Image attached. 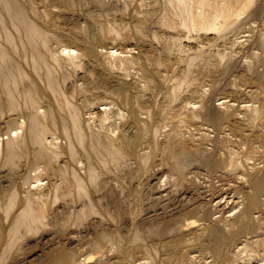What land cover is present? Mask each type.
I'll return each instance as SVG.
<instances>
[{
    "label": "bare ground",
    "instance_id": "6f19581e",
    "mask_svg": "<svg viewBox=\"0 0 264 264\" xmlns=\"http://www.w3.org/2000/svg\"><path fill=\"white\" fill-rule=\"evenodd\" d=\"M93 1L96 2L97 0H93ZM155 1L157 2V0ZM254 1L255 0H164V3L162 4L163 8H161L162 14L159 23L162 26L167 27L168 29L169 28L176 29L181 27L182 29L187 30V33L193 30L195 32L196 31L203 32L205 34H208V32L210 31H214L219 35V33H223L227 29H229L230 26L239 19L240 16L245 14ZM0 2L2 3V7H1L2 11L0 13V33L2 34V38H3L0 39V264H1L3 261L9 258L10 251L16 245H18L26 237V235L30 233L32 234L38 233L40 230L48 227V225H51L52 228L56 229V231L61 233L62 235H66V233H68L67 230H69L70 232V229L72 228L83 227L88 223L86 221L90 220L89 217L94 215H99L97 216L98 219L95 222L89 223L88 226H90V229L91 227L104 226L103 222H106L104 221L105 220L104 217L106 213L107 214L109 213L108 210H110L109 209L110 206L112 207V204H117L116 201L119 200V199L116 200L117 198L116 196L117 194H119L118 192L119 190L117 192L115 191V188H113L112 185L113 184L112 180L117 181V182L115 181L116 182L115 186L118 184L119 186L122 185L118 183V178H114L111 175L113 171L112 168L121 171L125 170L124 169V167L126 166L125 164L128 163L127 158L129 156V151H128L129 145L135 142L140 135L138 133L135 135L131 133L133 127L131 126L125 127L126 120H128L129 115H131L130 118L132 120V124H137V125L140 124L139 127L142 128L144 127L146 128L148 125V121L154 119L155 123L151 125L152 126L151 131L153 130L156 136L158 135L162 127L164 126L166 127L167 125L168 126L170 125L169 129L167 130L164 129L165 139L159 140L158 138H156L155 146L156 149H158V151L160 150L162 152L163 157L161 161L169 166L170 169L169 171L172 174H174V176H176V179L179 181V184L182 182L184 183V181L186 180L185 176L187 175L185 170L188 163V158L191 156L192 158L194 157L197 158L203 152L204 141L202 139L201 141H196V139L195 140L192 139L191 136L190 138L183 137V135H181V131H179L180 129L179 130L177 129L178 125L176 126L174 124L175 127L171 128L172 125L171 122L174 121L175 120L174 118L177 116V115L175 116L174 113H171L173 111L171 110L172 108L171 100L172 97L173 99L175 98L174 95H176V90L179 91L178 89L176 90L174 89L173 93L170 92L169 97L166 98L165 100L160 102L158 101L154 102V100L150 99L151 97L145 98L146 92H148V90H150L152 86V85H148V83L150 84V82L143 85H139V84L136 85L134 82L135 80L129 81L123 76V74H121L122 76L117 77V84L115 83L113 84L110 78L108 77V75L101 74L100 71H99L100 74L97 75L96 74L97 72L93 70L94 68L93 69L87 68L86 72L83 71L84 72L83 76H87V77L89 76V78H91L96 83V84L94 83V85H98L99 87H102L105 91H107V93L110 92L116 99L115 101L113 100L108 102V101H104V99L102 98L103 102L102 103L100 102L101 103L100 105L102 106L99 107L97 110H95V116L86 119L83 116L81 107L75 102H73L68 96V90L70 88L66 86L69 83L68 84L66 83L71 75L69 74V72H67V70L65 71L63 68L64 63H68L72 65L75 69L76 68L80 69V67L81 68L83 67L84 69V64L82 62L83 60H81V58H83V56L86 54L83 50L79 49L80 47L76 46L77 44L76 45L63 44L64 46L62 47L61 52H56L57 44H59V42L57 41L58 43L56 44V48H55L56 51H55L54 50L55 46L52 47L53 44L51 45V41L55 40V38L59 36L56 33H52L51 30L49 29V26H53L58 29L63 28L64 27L63 25H65L66 22H69L70 19L68 20V18H66L67 12L74 9L76 1L75 0H0ZM139 3L141 4V2ZM86 6L88 5H85V7ZM92 10L94 11V8ZM117 12H113V13H117ZM152 12L153 11H151V13ZM105 13H107V11ZM107 14H110V12ZM117 17L122 18L123 16L122 17L117 16ZM124 18L122 21H125ZM139 19L141 21L144 19L146 20L147 18L141 17ZM66 25L68 24L66 23ZM73 26L74 25H72V27ZM77 27L74 29L72 28L73 29L72 33H76L77 31L81 32L83 30V28H80L79 26ZM142 27H144V24L142 25ZM65 29L63 28L64 31H66ZM107 29L110 32L115 30V27L114 26L112 27L110 25V27H108ZM136 33H138V29H136ZM119 34L120 33H118V35ZM127 34L124 35L127 36ZM78 35L79 34H77V36ZM154 37L156 39L159 36L158 34L155 33ZM59 38L57 39L59 40ZM168 39L169 38H167L166 40ZM209 39L211 38H208V40ZM172 42L175 44V46L176 45H178V47L180 46L178 39L174 38ZM131 45L132 44H130V46ZM150 45L152 46V44ZM59 46H62V44ZM113 49H114L113 52L109 50L110 55L119 61L121 67L123 66V68L126 69L127 67L129 68L130 65L137 62V59L134 58L133 54L130 56L131 57L130 58L124 55V52L126 51L123 50L119 51L115 47H113L112 50ZM185 51L187 52L186 49ZM198 53L200 55V52ZM204 55L202 57H204ZM194 57L192 56L193 61H194ZM205 58L204 60L207 59ZM155 59H157V57ZM202 59L198 61L202 62L201 61ZM189 60H191V58ZM166 61L165 64L168 63V61L167 63ZM119 63H117V65ZM157 63L159 65L163 64L164 60L158 57ZM114 65L115 64L111 66L114 67ZM159 65L157 66L160 69L162 66L160 67ZM249 69H251V67ZM259 79H260L259 85L263 87L262 91H264V75L262 74L261 76H259ZM186 81L188 82L189 80ZM74 84L75 82L73 83V85ZM179 84L176 81V85ZM178 87L176 86V88ZM197 87H199V85ZM133 88H135L136 91H133L132 90ZM171 94H173L172 97ZM197 95L199 96L198 93ZM191 101L192 99L189 100V102L185 101L184 103H182L183 105L185 104L184 107L185 110L187 109L188 112L187 115H185L186 112L183 113L182 111L183 105H181V112L183 115H185V117L186 116L188 117V120L192 119L194 121V118L198 117L200 113L199 111L202 108L200 110L196 109L198 106L194 107L192 105H194L193 103L197 104L198 102H191ZM180 102L182 101L180 100ZM247 103L249 104V102ZM199 104L200 103H198V105ZM116 105L119 106L116 107ZM201 106H203L202 102H201ZM176 107H180V106H176ZM245 107L246 109L248 108L250 109V107H247V105ZM251 108H252L251 111L252 112L254 111L255 114L261 111L263 113L264 110L260 107V104L259 106H253ZM183 120L186 121L184 118L181 121ZM233 121L234 122L232 124L230 123L233 131L240 132L244 134L246 137H251V135L245 133V130L248 129H246L247 124L244 123L243 119H237ZM4 123L9 124V135L6 138L1 136L2 133L1 130L3 128L2 124ZM177 123H179V120ZM262 123H264V120ZM194 124H196V122ZM224 124L222 125L224 126ZM54 132L59 133L64 138H66L65 143L55 141L56 140L55 136L57 135L54 134H53L54 135L53 139L50 138L48 139V135ZM205 133L206 132H204V134ZM193 134L195 135V133ZM197 134L199 135V133ZM242 134L240 135L243 136ZM245 136H243L244 139ZM252 136L253 137L255 136L258 140H260V142H262L261 144H264V132L256 131L253 133ZM203 139L205 140L204 137ZM254 150L252 154L255 157V154L257 153H254ZM239 154L240 153H238L237 150H233L230 153L229 159H227L228 165H230L232 169L236 170V172L241 171L240 169H242L239 168L241 167L240 157L238 156ZM142 156L144 157V155ZM246 157L248 158V160L251 158L250 156H246ZM254 160L255 159H253V162ZM128 167L129 166H127V168ZM32 171L35 173L32 174ZM242 173L243 175L246 176V182L249 183L247 187L248 191L244 193V196H242V200L240 199V201L233 202L231 199V201L233 202L231 204L227 202L228 200L225 201L224 203H221L223 200L220 199L219 201H216L215 202L216 205L222 207L221 210H223L222 212L223 215L219 216L220 218L214 216L215 219L217 218L215 224L206 222L210 219V210L202 209L198 205H193L190 208V211L193 213V216L185 217L184 219H181L178 216H171V218L164 221V223L160 225L150 226L147 229V233L155 241V244L158 247L157 249H162L164 251L165 255H163V257L165 256L164 260L167 263L195 264V258L197 256H194L192 254L194 252H198L199 254L198 256L204 259L203 262L199 264H254V263L264 264V200L262 199V195H264V169L256 168V167L254 168L253 166L252 170ZM117 174L119 175V173ZM223 176L225 175H222V178ZM43 179H47V182L45 184L40 183L43 181ZM105 198L107 199L106 204L108 206V209L104 207L105 205H103V200ZM129 201L130 200H128V202ZM78 204L81 205L80 208L78 207ZM257 212L260 213L259 215L257 214L258 216H256ZM108 215L111 216L114 221L119 222L122 219L124 213L121 211L118 212L117 214L110 212ZM99 229H103V228H99ZM77 230L76 232H78ZM226 230L228 231L226 240L224 241L223 244L217 246L216 249L218 250L217 252L212 251L211 243L214 238V233L217 231L224 233L226 232ZM133 234L134 235H131L132 240L134 241L132 243L133 244H135V242L138 243L137 245H135L136 250H138V252L139 250L144 251L145 249H142L143 245L140 243V240L143 237L142 231L136 229V231H134ZM106 245L119 251L122 245V235L116 230L115 234H110V235L102 234L100 236H97V238L94 239L92 242V246L94 247V249L101 252L104 250V247ZM131 247L132 246H130V248ZM72 248H68L64 246L63 243H61V245L57 247V250H55L54 252H52L51 255L48 256L49 264H112L113 262V260L108 258L103 259L105 252H102L101 253L102 257L97 259V262L92 263L93 260H95L94 259L95 255L93 254V252L88 253L86 255L82 254V256L80 254L81 256L80 257L76 252V250ZM151 258L153 260V257ZM208 259H210V261H207ZM117 260H119V258ZM242 260L244 262H242Z\"/></svg>",
    "mask_w": 264,
    "mask_h": 264
},
{
    "label": "rangeland",
    "instance_id": "374dc122",
    "mask_svg": "<svg viewBox=\"0 0 264 264\" xmlns=\"http://www.w3.org/2000/svg\"><path fill=\"white\" fill-rule=\"evenodd\" d=\"M75 1H76V4L74 6V9L67 12L66 18H68V20L70 19L69 22H66L68 25H66V23H65V25H63L64 29L67 26L65 29L66 31H64L63 28L58 29V28L53 27V26H49V29L51 30L52 33H56L60 38H62V39H60L59 37H57V38H59V40L57 38H55L56 42H55V40L51 41V45L53 44L52 47L55 46L54 50L56 48V44L59 42V44H57V48H56L57 51L55 50L56 52H61L62 47L65 44H67V45H76L77 44L76 46L80 47L79 49L83 50L86 54L83 56V58H81V60H83L82 62L84 64L85 70L83 69V67L82 68L80 67V69L79 68L75 69L72 65H70L68 63H64V65H63L64 70L65 71L67 70V72H69V74L71 75V76L69 75L70 76L68 79L69 82L67 81V83H66V84L69 83L66 86H68L70 88L68 90V96L73 102H75L76 104H78L81 107L83 116L86 119L95 116V110H97L99 107L102 106L100 104L103 102V99H104V101H108V102L113 101V100L115 101V99H116L110 92L107 93V91H105L102 87H99L98 85H94L95 82L91 78H89V76L88 77L83 76V74H84V72H86L87 68H90V69L94 68L93 70L95 72H97L96 73L97 75L100 74V72H101V74L108 75V77L110 78V80L113 84L114 83L117 84V77L122 76L121 74H123V76L126 79H128L129 81L135 80L134 82L136 85H138V84L143 85V84H147L148 82H150V84L148 83V85H152V86H151V89L148 90V92H146L145 98L151 97L150 99L154 100V102L155 101L160 102V101L165 100L166 98L169 97L170 92L173 93L174 89L175 90L178 89L179 91L176 90V95H174V97H175L174 99L172 97L173 94H171V97H172V100H171V107L172 108H171V110H173L171 113H174L175 116L176 115L178 116V117L174 116L175 117L174 119L176 121L174 120L171 122V124H172L171 128L175 127V125L176 126L178 125L177 129L178 130L180 129L179 131H181V135H183V137L190 138V136H191V138L194 140L196 139V141H201V139H202L204 141V146H203L204 150L197 158H195V157L192 158V156L188 158V163H187L186 170H185L186 175L188 177L185 176L186 180L184 181V183L182 182L179 184V181L176 179V176H174V174H172L169 171L170 170L169 166L166 163L161 161L162 157H163L162 152L160 150L158 151V149H156V146H155V139L156 138H158L159 140L165 139V137H164L165 132L164 131L169 129L170 125L169 126L167 125L166 127L165 126L162 127V129L160 130V132L156 136V134H154L153 130L151 131V129H152L151 125L153 123H155L154 119L148 121V125L146 127L147 130H146L145 127L144 128L139 127L140 124H138V125L132 124V120L130 118L131 115H129L128 120H126V126L125 127H128V126L133 127V129L131 130V133L134 135L138 133L140 135L135 142H133L132 144L129 145V149H128L129 156L127 158V162L129 163V165H128V163L125 164L126 165L124 167L125 170L121 171V170H117L115 168H112L113 171H112L111 175L114 178H118V183H120V185L122 184L123 186L122 185L119 186V184L115 186L117 181L115 180L116 181L115 182L112 180L113 184L112 183L111 184L113 185V188H115V191L117 192L119 190L118 191L119 194H117V196H116L117 197L116 200H118V199L119 200L116 201L117 204H112V207L110 206V208H109L110 210H108L109 213L113 212L116 214L120 211L123 212L124 215L122 216V219L119 222L114 221L112 219V217L108 215L109 213L108 214L106 213V215L104 217L105 218L104 221H106V222H103L104 226H102V227L101 226L91 227V229H90V226H88V224L95 222L98 219L97 216H99V215H94L96 218L94 216L89 217L90 220L86 221L88 223L85 226L79 227V228H77V227L72 228V229H70V232H69V230H67L68 233H66V235H62L61 233L57 232L56 229L52 228L51 225H48V227L40 230L38 233H33V234L30 233V234L26 235V237L10 251L9 258L6 259L5 261H3L1 264H49L48 256L51 255L52 252L57 250V247L59 245H61V243H63V245L68 247V248L73 247L72 249H75L79 256H80V254L82 256V254L86 255L88 253L93 252V254L95 255V258H94L95 260H93L92 263L97 262V259L102 257L101 253L105 252L103 259L108 258V259L113 260L114 263L112 262V264H166L167 262L164 260L165 256L163 257V255H165L164 251L162 249H157L158 247L155 244V241L147 233V229L150 226L160 225V224L164 223V221L171 218V216H178L181 219H184L185 217H191V216H193V213L190 211V208L193 205H198L202 209L210 210V219L206 222L211 223V224H215L217 218H220L219 216L223 215V213H222L223 210H221L222 207L217 206L215 202L219 201V199H220V200H223L221 203H224L225 201L228 200L227 202H229L231 204L233 202L240 201V199L242 200V196H244V193L246 191H248L247 187L249 184L248 182H246V176L243 175L242 172L252 170L253 166H254V168L256 167V168H263L264 169V144H261L262 142H260V140H258L255 136H254L255 138L252 136L253 133L256 131L257 132H259V131L264 132V129H263L264 123H262L264 120V118H262V117H264L263 116L264 110H263V113L261 111V112L256 113V114L254 113V111L253 112L251 111L252 110L251 107L259 106V104H260V107L262 109H264L263 108L264 91H262L263 87L261 85H259V81H260L259 76H261L262 74L264 75V0H255L245 14L240 16L239 19L234 24H232L230 26L229 29H227L223 33H219V35H218V33H215L214 31H210V32H208V34H205L203 32H197V31L195 32L194 30L191 32L188 31L189 33H187V30L182 29L181 27L176 28V29H171V28L168 29L167 27L162 26L159 23V20L161 18V14H162L161 8H163L162 4L164 3V0L163 1L157 0V2L155 0H147V1L146 0H114V2H113V0H103V1L97 0L96 2L93 0H91L93 2H91L90 0H75ZM133 1H134V3H133ZM137 1L141 2V4H143V5H141ZM145 1H146V3H145ZM87 2H89V3H87ZM149 3L151 6L149 5ZM155 3L156 4L158 3V4L156 5ZM97 4H98V6H97ZM85 5H88V6L85 7ZM101 5H103V6H101ZM152 5H154L155 7ZM108 6H110V7H108ZM111 6H112V9H111ZM119 6H120V8H119ZM1 7H2V3L0 2V13L2 11ZM140 7H142V8H140ZM93 8H94V11L92 10ZM138 8L142 9V10H139ZM90 10H91V12H90ZM106 11H107V13L110 12V14L105 13ZM133 11H134V13H133ZM151 11H153L154 14H153V12L151 13ZM113 12H117V13H113ZM87 13H90V14H87ZM119 14H121V15H119ZM140 14L141 15L145 14V15L141 16ZM75 16H76V18H75ZM117 16H120V17L123 16V17L119 18ZM139 16H141L143 18H147V19L146 20L144 19L145 21L144 20L140 21L139 18H141V17H139ZM116 18H118V19H116ZM123 18L125 21H122ZM132 20L134 21V23ZM72 22H75V23H72ZM82 22H84V23H82ZM69 23H70V25H69ZM80 23L82 24V27H81ZM142 23L144 24V27L146 25L145 28L142 27V25H143ZM76 24H78V25H76ZM139 24H141V25H139ZM72 25H74V26L72 27ZM110 25L112 27L114 26L115 30L109 32L107 28L110 27ZM77 26H79L80 28H83V30L81 32L77 31L76 33H72L73 32L72 30L74 28H76ZM154 26H155V28H154ZM241 26L242 27L244 26L243 27L244 29ZM157 27H158V29H157ZM84 28H86V29H84ZM160 28H161V30H160ZM136 29H138V33H136ZM85 30L88 32H86ZM141 30H142V32H141ZM175 30H177V31H175ZM68 31H69V33H68ZM127 31L128 32L130 31V32L128 33ZM122 32L125 35L128 33L129 36H128V34H127L128 37L125 36ZM118 33H120V34L118 35ZM155 33L158 34V36H159L156 39L154 37ZM226 33H228V34H226ZM71 34H73V35H71ZM77 34H79V35L77 36ZM0 35H1L0 39H3L1 33H0ZM81 36H83V37H81ZM164 36H166V37H164ZM162 37H163V39H162ZM173 37L179 40V43H180L179 47H178V45H176L177 46L176 47L175 44L172 42V40L174 39ZM230 37H231V39H230ZM249 37L250 38L252 37V38L250 39ZM164 38H165V40L167 38H169V39L165 41ZM208 38H211V39L208 40ZM224 39L227 41H225ZM61 44H62V46H59ZM130 44H132V45L130 46ZM150 44H152V46ZM188 44H190V45H188ZM138 45H140V46H138ZM113 47L117 48L119 51L120 50L126 51V52H124V55H126L128 57H130L133 54L134 58L137 59V62L134 63L136 65L132 64V65H130L129 68L127 67L126 69L123 68V66L121 67V64L119 63V61L110 55L109 50H111V52H113L114 51V49L112 50ZM176 48H177V50H176ZM185 49L187 50V52L185 51ZM188 49H190V50H188ZM202 49L203 50L205 49V50L203 51ZM201 51H203V52H201ZM198 52H200V55ZM101 54H103V55H101ZM149 54H150V56H149ZM157 54H159V55H157ZM173 54H175V55H173ZM177 55H179V56H177ZM194 55H195V57H194ZM203 55H204V57H202ZM104 56L105 57L107 56L108 58L106 57L107 58L106 59ZM192 56L194 57V61L192 60L193 59ZM196 56H197V58H196ZM156 57H157V59H155ZM158 57L162 58L164 60L163 64L159 65L157 63ZM212 57H213V59H212ZM190 58H191V60H189ZM199 58L202 59L201 60L202 62H199L200 61ZM204 58L207 61L204 60ZM166 59H167L168 63H167ZM214 59H216V60H214ZM165 61L167 64H165ZM117 63H119V64L117 65ZM156 63H157V65H159L160 67L162 66V67L159 69V67L156 65ZM113 64H115L114 67H112ZM216 64L218 65V67ZM214 65H216V66H214ZM225 65H227V66H225ZM195 66H197V67H195ZM250 67H251V69H249ZM143 68H144V70H143ZM121 69L122 70L124 69V70L122 71ZM206 69H208V70H206ZM125 70H127V71H125ZM139 70L140 71L142 70L141 71L142 74L140 73ZM184 73H186L187 75ZM142 78L145 80H143ZM256 78H257V81H256ZM150 80H152V81H150ZM186 80H189V81L187 82ZM176 81L178 84L179 83L180 84L176 85ZM180 81H182L183 83ZM71 82H72V84H71ZM74 82H75V84L73 85ZM190 82H192V83H190ZM195 83H197V84H195ZM173 85H174V87H173ZM198 85H199V87H197ZM176 86L177 87L179 86V87L176 88ZM180 87H181V89H180ZM79 88H81V89H79ZM132 90L136 91L135 88H133ZM99 92H101V93H99ZM202 92H204L205 94ZM197 93L199 94V96L197 95ZM190 96H191V98H190ZM230 97H232V98H230ZM181 98H184V99H181ZM185 98H186V100H185ZM178 99H179V101H178ZM191 99H192L191 102L200 103L199 105H198V103L197 104L193 103L194 105L191 104L192 106H194V107L198 106L196 108L198 110H200L202 108L201 109L202 111L201 110L199 111L200 113L197 117L198 119L194 118V121L192 119L188 120L187 116H186L187 118L185 117V115H187L188 112H187V109L185 110V107H184L185 104L184 105L182 104L185 101L189 102V100H191ZM180 100L182 102H180ZM84 102H86V103H84ZM201 102H202L203 106H201ZM247 102H249V104ZM240 103L242 104V106ZM232 104H234V105H232ZM181 105H183L182 106L183 107V109H182L183 113L186 112L185 115H183L181 112ZM244 105L245 106L247 105V107H250V109L249 108L246 109V107ZM118 106L119 105H116V107H118ZM176 106H180V107H176ZM179 110H180V112H179ZM239 114L242 116H240ZM247 115H248V117H247ZM179 116H181V117H179ZM182 117L186 121H184V120L181 121L183 119ZM228 117H229V119H228ZM237 119H243L244 123L248 125V126L246 125V129H248V130H245V133L246 134L248 133L249 135H251L252 138L246 137L244 134H242L240 132L233 131L230 123L232 124L234 122L233 120H237ZM178 120H179V123H177ZM192 121H193V123H192ZM247 121H249V122H247ZM195 122H196V124H194ZM257 123H259V124H257ZM6 124H7V126H6ZM222 124H224V126ZM249 125L251 126V128ZM2 127L3 128L1 130L2 131L1 136L6 138L9 135V124L4 123V124H2ZM247 127H249V128H247ZM190 128H192V129H190ZM144 129H145V131H144ZM199 131H201V132H199ZM204 132H206V133L204 134ZM193 133H195V135ZM197 133H199V135ZM51 134L48 135V139L49 138L53 139L54 135H57L58 137L55 136L56 137L55 141L65 143L66 138H64L59 133L54 132ZM228 134L229 135L231 134V135L229 136ZM240 134L245 136V139ZM198 136H199V138H198ZM206 136H208V137H206ZM203 137L205 138V140L203 139ZM230 137H231V139H230ZM238 137H239V139H238ZM258 141H259V143H258ZM237 142H239V143H237ZM235 144H237V145H235ZM238 144H240V145H238ZM229 145H230V147H229ZM239 148H241V149H239ZM254 149H256L257 151ZM233 150H237L238 153H240L238 156L240 157V162H241L240 166L241 167H239V168H242V169H240L241 171H238V172H236V170L232 169V167H230V165H228V163H227V159H229L230 153ZM253 150H254V153H257V154H255V157L252 154ZM142 155H144V157ZM246 156H250L251 158L254 157L253 158V159H255L254 162H253V159H251V158L248 160V158ZM245 158H247V159H245ZM131 162H133V163H131ZM249 162H251V163H249ZM157 164L159 165V167ZM127 166H129V167L127 168ZM130 169H131V171H130ZM33 171H32V174L35 173ZM131 172L134 176L131 174ZM165 172H166V174H165ZM196 172L199 174H197ZM239 172H241V173H239ZM117 173H119V175ZM222 175H225V176H223V178H222ZM227 175H228V177H227ZM194 176H195V178H194ZM171 178H172V180H171ZM46 182H47V179H43V181L40 183L45 184ZM160 194H161V196H160ZM195 194H197V195H195ZM187 197L188 198L190 197V198L188 199ZM231 199L233 202L231 201ZM262 199L264 200V195H262ZM128 200H130V201L128 202ZM213 200H215V201H213ZM196 201H198V202H196ZM106 202H107V199L105 198L103 200V205H105L104 207H106L108 209ZM209 205H210V207H209ZM78 207L80 208L81 205L78 204ZM206 207H208V208H206ZM165 208H167V209H165ZM257 214L259 215L260 213L257 212L256 216H258ZM214 216L217 218L215 219ZM148 224H150V225H148ZM86 228H88V229H86ZM99 228H103V229H99ZM77 229H79V230H77ZM80 229H81V231H80ZM136 229H139L142 231V236H143L142 239L143 240L141 239L140 243L143 245L142 249H145V250L147 249L146 251L144 250L145 252L141 251V250H139V252H138V250H136V246H135L138 243H136V242H135V244L132 243L134 241L132 240L131 235H134L133 233H134V231H136ZM76 230L78 232H76ZM116 230L122 235V245H121V248L119 249V251H117L116 249H113L107 245L104 247V250L102 252L94 249V247L92 246V242L94 239L97 238V236H100L102 234H109V235L115 234ZM227 230L224 233H222L220 231L219 232L217 231L214 233V238H213V241L211 243V250L212 251L217 252L218 251V250H216L217 246L224 243V241L227 238V233H228ZM77 234H79V235H77ZM85 234H87V235H85ZM62 239H64V240H62ZM70 241H72V242H70ZM127 245H128V247H127ZM130 246H132V247L130 248ZM153 249L154 250L156 249V250L154 251ZM135 251H136V253H135ZM227 253H228V251H227ZM195 254H197V255H195ZM192 255L197 256L195 258V264H199V263L203 262L204 259H202L201 257L198 256L199 255L198 252H194ZM83 257H84V255H83ZM151 257H153V260ZM118 258H119V260H117ZM207 261H210V259H208ZM242 262H244V261L242 260ZM167 264H169V263H167ZM254 264H259V263H254Z\"/></svg>",
    "mask_w": 264,
    "mask_h": 264
}]
</instances>
